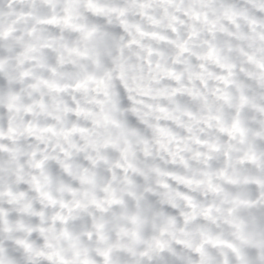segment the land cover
I'll list each match as a JSON object with an SVG mask.
<instances>
[{
  "label": "clouds",
  "instance_id": "clouds-1",
  "mask_svg": "<svg viewBox=\"0 0 264 264\" xmlns=\"http://www.w3.org/2000/svg\"><path fill=\"white\" fill-rule=\"evenodd\" d=\"M239 2L240 7L228 9L233 21L226 20V10L220 0L208 3L176 0L167 13L154 5L151 15L159 23L152 24L145 19L143 30L167 35L168 40L146 36L140 38L143 46L128 47L126 40L118 39L113 32L89 21L80 12H74L71 21L81 25L80 29L51 31L42 21L60 17L64 0H54L47 5L46 12L21 0H0V31L13 29L9 36L0 38V78L5 85L0 87V132L4 133L0 135V189L6 190L18 182L29 185L35 182L40 189L36 193L38 199L40 193H48L57 202L78 199L81 204L89 205L87 212L74 211L66 226L67 236L62 235L63 225L49 232L50 239L63 255L73 258L79 251L82 257L93 259L97 248L111 247V264H137L145 259L140 253L150 243L154 244L153 237H159L166 242L165 248L153 254L149 264H200L199 257L194 258L187 246L178 247L176 240H190L195 245L202 231H209L231 240L238 249L232 252L228 264H264V209L237 203L250 199L246 188L235 192L225 188L214 196L210 202L218 219L203 225L196 222L171 224L170 213L163 208L154 209L152 203L143 198L163 179L156 170L168 167L161 145L173 151L177 145L181 146L189 165L181 167L184 174L202 178H207L205 174H208L215 178L217 168L196 158L195 153L201 146L194 138L219 143L222 153L224 142L219 129L237 118L246 129L245 143L237 145L240 151L258 139L257 133L259 138H264V112L260 111L264 108V68L260 67L264 64V39L261 38L264 36V8L259 7L260 0ZM82 3L83 0L81 6ZM25 8L31 15H21ZM185 10L199 13L200 21L195 29L198 34L188 40L189 53L180 63H175L177 50L168 41L185 39L193 28L191 18L186 24L179 19L171 21L170 17L179 16ZM205 17L207 21L216 22L214 32H208ZM129 19L135 23L141 18L130 12ZM252 20L256 23L251 24ZM170 23L175 25V33H170ZM69 32L74 34L68 35ZM210 48L219 63L214 58L209 59L206 68L201 69L199 58L206 56ZM249 56L253 57L252 61L248 60ZM220 65L231 67L222 69ZM166 68L175 69L182 79L174 81L163 77ZM229 71L230 83L217 92L219 82L215 77L227 75ZM197 73L202 74L203 80ZM89 77L95 79L89 80ZM246 79L254 81V85L246 83ZM98 81L104 82L99 92L96 90ZM77 83H85L87 87L77 90L74 88ZM125 83L134 90L132 93L125 88ZM52 84L60 90L49 87ZM181 85L195 94H170L174 87ZM72 92L78 94L87 115L75 117L74 113L65 111L70 106ZM130 95L135 99L129 100ZM241 96L246 97L242 107ZM9 104L14 107L9 109ZM29 106L31 111L26 110ZM161 107L166 112H160ZM133 108L150 112L153 127H137L132 122L136 117ZM73 124L88 131L83 136L73 134L66 140L63 133ZM9 127L15 130L11 134ZM159 128L170 130L172 135L160 133ZM61 146L71 155L65 156ZM145 149L150 155H145ZM124 150L138 171L124 173L116 169ZM89 155L96 159L95 164L87 159ZM232 155L235 159L239 152L233 150ZM41 159L43 167L36 168L35 162ZM61 161L67 169L63 175L53 173L50 163ZM245 174L240 170L234 173L240 177L241 184ZM125 176L132 182L128 183ZM20 177L23 179L18 180ZM110 193H115L124 203L107 206L105 198ZM93 200L105 204L106 210L93 212ZM56 211L49 205L45 220L50 221ZM133 216L138 217L136 222ZM96 225L102 227L97 229ZM162 228L166 229L164 233H161ZM90 231L94 238H88ZM229 252L231 250L223 247L215 253L207 252L208 264H225ZM0 264H18L2 241Z\"/></svg>",
  "mask_w": 264,
  "mask_h": 264
},
{
  "label": "snow or ice",
  "instance_id": "snow-or-ice-1",
  "mask_svg": "<svg viewBox=\"0 0 264 264\" xmlns=\"http://www.w3.org/2000/svg\"><path fill=\"white\" fill-rule=\"evenodd\" d=\"M21 2L26 3L32 8H39V10L46 12L47 5L53 4L54 0H21ZM201 2L208 3L215 2V0H201ZM220 2L225 7L226 20L233 21L234 17L228 12V9L240 7L239 0H220ZM175 4L176 0H83L81 6V0H64L63 14L60 17L52 16L42 22L47 24L53 32L65 31L66 29L78 30L81 28V25L74 24L71 21L73 13L80 12L89 21L113 32L118 39L126 40V46H143L141 37L151 36L161 41L168 40L167 35H162L156 31L145 32L143 30L142 24L145 19L152 24L159 23V20L151 15L153 6L156 5L167 13L170 10L169 6ZM259 7L264 8V0H260ZM130 12L141 19L135 23H131L129 19ZM21 15H31V12L25 8ZM189 18H191L193 31L188 33L186 38L179 42L174 39L168 41L170 44L175 45L177 50L175 63H180L181 58L189 53L188 40L198 34L195 29L200 21V15L198 12L189 13L185 10L179 16L172 15L170 17L171 21L179 19L186 24L189 22ZM205 22L209 24L208 32H214L216 30L217 24L215 21H207V17H205ZM250 23L255 24L256 21L252 20ZM54 25L58 27H52ZM169 29L170 33L177 31L175 25L172 23L169 24ZM12 31L13 29L11 27L0 31V38L9 36ZM73 34L74 32L68 33V35ZM261 38L264 39V36ZM151 52L152 49L149 48L148 54L151 55ZM213 58L219 63V58L214 57V50L210 48L206 56L199 58L201 61L199 67L201 69L206 68L207 61ZM119 60L120 58L117 57L118 63ZM248 60L252 61L253 57L249 56ZM60 62H64L63 57L60 58ZM220 67L222 69H230L231 66L220 65ZM260 67L264 68V64H260ZM157 68L159 69V65H157ZM229 75H231L230 71L227 75L220 74L215 77L219 82L216 88L217 92L221 91L224 85L230 83L228 79ZM162 76L171 78L174 81H180L182 79V75L173 68L164 69ZM197 76L203 80L201 73H197ZM88 79L94 80L95 78L89 77ZM245 82L253 83V85L255 83L247 79ZM44 83L47 84L48 82L45 81ZM103 85V81H98L96 83V90L99 92ZM3 86H5L3 79L0 78V87ZM49 87L55 88L58 91L60 90L55 84L49 85ZM82 87L86 88L87 84L77 83L74 86L77 90ZM125 88L128 89L129 93L134 91L128 87L127 83H125ZM178 93L195 94L190 88L183 85L174 87L170 94L175 95ZM70 95V106H67L65 111L74 113L75 117H79L81 114L87 115L86 109L80 105L78 94L72 92ZM128 99L134 100L135 96L130 95ZM245 102L246 97L241 96V107ZM8 107L11 109L14 105L9 104ZM26 110L31 111V107L29 106ZM132 111L136 113V117L132 118V122L137 127L141 129H144L145 125L153 127L149 119L151 116L150 112H140L135 108ZM159 111L163 113L166 112V109L161 107ZM260 111L264 112V108H261ZM216 119L218 120L219 117H216ZM94 123H98V121H94ZM28 130L31 131V126H29ZM14 131L13 128H8L9 134ZM87 131L86 128L73 124L70 129L65 130L63 135L67 140L73 134L79 133L83 136ZM158 131L172 135L170 130L159 128ZM219 133L220 139L224 142V150L222 153L219 143L208 142L199 137L194 138L195 143L201 146L195 153L196 158H202L204 163H211L217 168L215 178L208 174H205L207 178L184 174L181 171V167L187 168L189 165L183 156L181 146L177 145L176 150L173 151L168 146L161 145V154L168 167L163 171L160 169L156 170L163 179L158 180L157 187L150 189L144 194L143 198L150 201L154 209L159 210L163 208L164 211L170 213L169 223L176 224L179 222L183 225H188L193 222L203 225L206 221L215 223L218 217L214 214V204L210 201L214 196L223 192L225 188L234 192L241 187L246 188L250 199L247 201H237V203L252 204L258 209H264V138H259L260 134L257 133L258 139L255 142H249L247 149L240 151L237 145L245 143L246 129L241 125V121L238 118L234 119L228 126L222 125ZM0 135H4V133L0 132ZM77 150L79 151L80 149L78 148ZM233 150L239 152V155L235 159H233L232 155ZM61 151L64 152L65 156L71 155V152L63 146H61ZM96 151L98 153L100 149L97 147ZM217 153H221V155L217 157ZM145 155H150L147 149H145ZM87 159L93 164L96 163V159H93L91 155ZM43 165L44 160L42 159L35 162L36 168H42ZM50 167L53 173H59L61 175L67 169L66 165H62V161L60 163L51 162ZM115 167L118 171L123 170L124 173H127L129 170L132 172L138 171L128 159L127 150L122 152V160L117 162ZM237 170L246 173L243 176V184L240 183V177L234 175ZM22 179V177L18 178V180ZM125 179L128 183L132 182L128 176H125ZM16 188H19V190H15ZM39 191V184L35 182L31 185L18 182L17 185L11 186L6 190L0 189V241L7 246L9 255L17 259L18 264H20V261H23V264H111L113 251L111 247L106 249L97 248V255L93 259L82 257L79 251L75 253L73 258H68L62 254L61 250L50 239L49 232L54 227L63 225L65 229L62 235L67 236L66 226L73 218L74 211L83 209L87 212L89 205L81 204L78 199L75 201L57 202L48 193H40V198L38 199L36 193ZM105 191L108 192L109 189L106 188ZM171 193H174V196L170 195ZM132 195H135V193ZM140 198L137 197V199ZM105 199L106 205L109 207L124 203L123 200L117 198L115 193H110ZM91 203L95 205V208L92 209L93 212L96 209L106 210V205L99 201L93 200ZM49 205L56 208L57 211L51 217L50 221H46L45 211ZM231 211L232 209H229V212ZM85 219L87 220V215ZM137 219V216L132 217L133 222H136ZM100 227L102 226L96 225L97 229ZM179 230L181 232L184 231L183 228ZM165 231L166 229H161V233ZM6 234H8L7 239L5 238ZM88 238H94V234L91 231L88 233ZM153 240L154 244L150 243L148 248L140 253L141 257L145 259L138 261L137 264H149L153 254L165 248L166 242L164 240L159 237H153ZM176 245L178 247L187 246L191 250L194 258L199 257L200 264H208L206 253H215L220 247L231 250L227 254L225 264H228V260L231 259L232 252H238V249L231 240L221 238L219 234H212L209 231H202L201 239L195 245L190 240L185 239H177Z\"/></svg>",
  "mask_w": 264,
  "mask_h": 264
}]
</instances>
